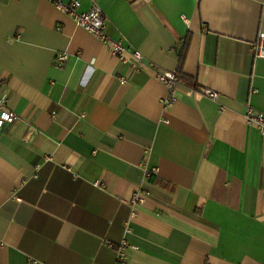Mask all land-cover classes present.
Wrapping results in <instances>:
<instances>
[{
	"label": "crops",
	"instance_id": "1",
	"mask_svg": "<svg viewBox=\"0 0 264 264\" xmlns=\"http://www.w3.org/2000/svg\"><path fill=\"white\" fill-rule=\"evenodd\" d=\"M78 1L181 79L169 93L133 72L47 0H0L17 115L0 128V264H114L122 240L127 264H264V142L243 117L264 113V0Z\"/></svg>",
	"mask_w": 264,
	"mask_h": 264
},
{
	"label": "built area",
	"instance_id": "2",
	"mask_svg": "<svg viewBox=\"0 0 264 264\" xmlns=\"http://www.w3.org/2000/svg\"><path fill=\"white\" fill-rule=\"evenodd\" d=\"M50 2L57 10L69 17L75 26L82 28L88 34L92 35L94 38L98 39L102 45L104 44L110 53L121 62H126L130 65L133 72L142 69H152L159 81L163 83L171 93L176 86V84L181 79V75L176 72L171 71H161L154 64L145 62L141 52L137 49L130 50L122 44L120 40H115L108 36L105 31V16L102 10L96 5L92 4L88 11L80 12V2L78 0H70L69 2H64L62 0H47ZM253 56L257 58H264V32H261L253 43ZM68 59V54L65 52L59 53L55 58V65L57 67H62ZM124 82V80L122 79ZM201 93L206 97L215 100L217 99V93L212 90H202ZM164 108L171 106L174 102V98L169 96L161 101ZM246 126L254 127L262 137V142H264V113L258 112L251 106H247L245 113L243 115ZM17 120V115L6 109L3 103L0 101V128L5 124L14 123ZM131 199V217L136 214L137 209L142 206L144 202V192L142 190H137ZM129 230V228H127ZM109 247L115 251L114 264H127L126 251L128 249H137L136 246L129 244L127 241L122 240L118 245L109 244Z\"/></svg>",
	"mask_w": 264,
	"mask_h": 264
},
{
	"label": "trees",
	"instance_id": "3",
	"mask_svg": "<svg viewBox=\"0 0 264 264\" xmlns=\"http://www.w3.org/2000/svg\"><path fill=\"white\" fill-rule=\"evenodd\" d=\"M182 58H183V55L180 56V60H182Z\"/></svg>",
	"mask_w": 264,
	"mask_h": 264
}]
</instances>
